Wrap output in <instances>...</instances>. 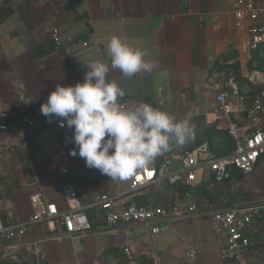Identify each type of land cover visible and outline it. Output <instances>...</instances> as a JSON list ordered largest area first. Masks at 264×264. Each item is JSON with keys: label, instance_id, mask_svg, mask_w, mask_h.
<instances>
[{"label": "crops", "instance_id": "0c3cea01", "mask_svg": "<svg viewBox=\"0 0 264 264\" xmlns=\"http://www.w3.org/2000/svg\"><path fill=\"white\" fill-rule=\"evenodd\" d=\"M249 1L264 7V0H0V112L18 116L25 96L42 116L41 105L57 84L83 83L91 61L110 64L106 47L115 35L145 50L146 59L157 64L152 73L130 78L119 69L110 70L108 79L126 93L121 103L128 108L148 103L178 121H188L194 132L152 165L204 142L210 152L203 161L227 156L235 146L228 132L230 121L239 124L241 133L249 131L248 110L264 93V44L252 50L248 26L236 25L237 5ZM55 29L65 41L59 52L51 41ZM84 42L89 46L83 47ZM231 79L237 95L228 85ZM222 91L230 94V116L216 111ZM72 135L70 129L41 125L0 131V155L6 156L0 167L11 168L0 192V227L32 222L34 200L67 209L65 187L73 188L83 206L102 194L118 195L119 210L129 205L163 206L172 212L195 204L199 212L210 213L245 203L264 205V157L252 174L232 171L223 183H215L208 170L200 169L195 181L172 186L160 180L132 194L130 178L113 181L86 167L79 155H70ZM180 167L174 161L170 170ZM87 214L93 231L86 237L64 238L65 228L55 221L52 229L34 223L24 238L0 240V264H238L221 258L225 235L209 216L177 220L153 234L138 224L109 227L93 211ZM251 233L253 245L245 259L248 264H264V210ZM191 248L204 252L195 262L186 259Z\"/></svg>", "mask_w": 264, "mask_h": 264}, {"label": "built area", "instance_id": "2783aa9c", "mask_svg": "<svg viewBox=\"0 0 264 264\" xmlns=\"http://www.w3.org/2000/svg\"><path fill=\"white\" fill-rule=\"evenodd\" d=\"M236 25L238 28L248 26L250 36V47L258 49L264 44V7L257 6L253 2L239 3L235 10ZM56 52L65 48V41L61 31L55 29L51 33ZM83 47H88L89 42H84ZM228 85L234 94H238V88L231 79ZM24 108L18 116L9 112H0V131L6 132L10 127L19 126L22 131H27L36 126H53L59 130H67L59 126L60 118L49 123L48 117L39 116L35 112L28 97H21ZM230 94L222 91L217 96L218 113L230 116L232 113L229 104ZM247 118L252 121L249 131L241 133L242 128L235 121H230L228 132L234 140L235 146L231 154L223 157L202 160V156L210 152L208 142L184 155H172L164 158L158 165H151L130 177L129 192L137 194L151 184L164 180L169 185L177 186L184 183L186 179L195 181L196 173L200 169L210 172L215 183H223L227 180L232 171L243 174H252L259 161L264 157V93L255 97L253 105L247 113ZM174 161L181 163L177 171H171L170 166ZM64 193L68 200V208L61 210L55 204L35 201L36 213L29 223L0 227V240L4 242L16 241L26 236L28 229L34 223H46L50 229L55 221H58L65 228L64 238L73 236L86 237L93 231L92 222L87 214L93 211L98 221L109 227L119 225L138 224L150 229L153 234L161 232L162 227L173 224L177 220H193L209 216L215 228L225 235V245L220 248L219 253L223 260L234 259L238 264H248L245 253L252 247L251 232L255 219L264 210V205H253L245 203L211 211L210 213L199 212L195 204L186 208H176L174 211L163 206L140 207L129 205L119 210L118 202L121 198L118 195L102 194L89 206H83L77 200L73 188L65 187ZM127 255H131L130 249H125ZM204 254L202 249L191 248L186 254V259L191 262L197 261Z\"/></svg>", "mask_w": 264, "mask_h": 264}, {"label": "clouds", "instance_id": "9594fccd", "mask_svg": "<svg viewBox=\"0 0 264 264\" xmlns=\"http://www.w3.org/2000/svg\"><path fill=\"white\" fill-rule=\"evenodd\" d=\"M110 64L94 60L86 66L83 83L57 84L41 113L49 123L60 118L59 126L73 131L68 138L74 147L70 155L84 159L86 167L96 169L113 181H125L151 166L173 145H183L193 137L186 120H177L166 111L140 102L128 108L121 103L125 91L109 80L111 69L126 77L152 73L157 64L146 59L148 53L112 36L106 47Z\"/></svg>", "mask_w": 264, "mask_h": 264}, {"label": "rangeland", "instance_id": "374dc122", "mask_svg": "<svg viewBox=\"0 0 264 264\" xmlns=\"http://www.w3.org/2000/svg\"><path fill=\"white\" fill-rule=\"evenodd\" d=\"M3 155H0V163L2 164L3 162L5 163L6 162V156L5 157H2ZM8 159V157H7ZM0 164V165H1ZM4 166V164L2 165ZM11 171V168L10 166H4V168H1L0 167V192L2 191L3 188H1L3 186V184L5 183L6 181V175L9 176V172ZM8 172V173H7ZM4 173H7V174H4ZM259 176V175H258ZM261 178V177H260ZM253 204V203H252ZM253 205H262L260 202H255Z\"/></svg>", "mask_w": 264, "mask_h": 264}, {"label": "water", "instance_id": "95a60500", "mask_svg": "<svg viewBox=\"0 0 264 264\" xmlns=\"http://www.w3.org/2000/svg\"><path fill=\"white\" fill-rule=\"evenodd\" d=\"M241 174V173H240Z\"/></svg>", "mask_w": 264, "mask_h": 264}]
</instances>
